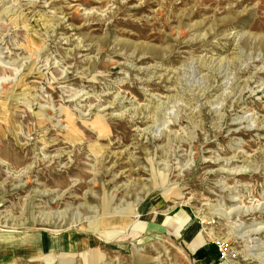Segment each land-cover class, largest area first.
Listing matches in <instances>:
<instances>
[{
	"label": "rangeland",
	"instance_id": "rangeland-1",
	"mask_svg": "<svg viewBox=\"0 0 264 264\" xmlns=\"http://www.w3.org/2000/svg\"><path fill=\"white\" fill-rule=\"evenodd\" d=\"M7 246L264 264V0H0Z\"/></svg>",
	"mask_w": 264,
	"mask_h": 264
},
{
	"label": "crops",
	"instance_id": "crops-1",
	"mask_svg": "<svg viewBox=\"0 0 264 264\" xmlns=\"http://www.w3.org/2000/svg\"><path fill=\"white\" fill-rule=\"evenodd\" d=\"M22 245V244H19ZM18 245V246H19ZM42 246V250H43V244H41ZM9 247V249H8ZM22 248H16L13 249V247L7 246V247H0V264H3V262H9L10 260L8 259V257H12L11 259H14V257L19 258V256L23 253L21 252Z\"/></svg>",
	"mask_w": 264,
	"mask_h": 264
}]
</instances>
